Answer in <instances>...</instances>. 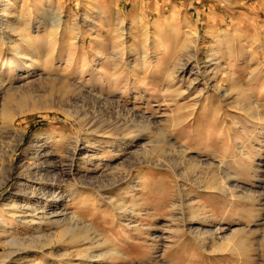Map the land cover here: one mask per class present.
<instances>
[{"label":"rangeland","instance_id":"rangeland-1","mask_svg":"<svg viewBox=\"0 0 264 264\" xmlns=\"http://www.w3.org/2000/svg\"><path fill=\"white\" fill-rule=\"evenodd\" d=\"M0 31L21 50H28L21 38L30 36L38 51L53 52L38 73L61 76L74 89L71 104L54 98L56 109L19 118L14 130L0 117V167L9 178L0 174V211L13 201L21 208L37 202L21 192L23 183L37 186L35 179L44 193L64 186L65 196L57 207L64 217L39 229L4 214L12 226L4 240L0 234V264H29L35 256L40 264H264V0H0ZM58 108L103 120L108 138L148 135L159 152L155 164L130 173L135 183L144 179L141 189L120 186L127 196L117 194L114 179L135 159L116 157L119 149L111 154L107 144L94 150L96 162L110 166L103 183L90 166L85 173L94 179L83 187L50 164L35 168L41 162L25 155L33 136L54 137L45 151L55 154L53 165L71 153L67 145L95 138V128L81 131ZM106 136L97 138L107 143ZM172 146L185 154L163 160ZM79 187L83 198L73 193ZM117 204L134 214L131 227L102 219ZM65 215L73 219L66 228ZM80 218L96 230L78 228ZM30 240L43 250L27 255ZM11 241L21 245L2 247Z\"/></svg>","mask_w":264,"mask_h":264},{"label":"bare ground","instance_id":"bare-ground-1","mask_svg":"<svg viewBox=\"0 0 264 264\" xmlns=\"http://www.w3.org/2000/svg\"><path fill=\"white\" fill-rule=\"evenodd\" d=\"M40 1H43V0H40ZM185 35H184V37H185L184 42L186 43V42H189L191 36H189L188 34L186 36ZM7 39H9V38H6L5 35L3 33H1V35H0V45H1L0 46V58L1 59L0 60H1V62L3 61V63H2L3 65L0 64V88L1 87H5V88L7 87V91L4 90V91H6L5 96H4L5 99H3L5 101V103L3 102L4 104L2 105L3 108H2V111L0 112V117L4 118V121L5 120L8 121V125H9L8 127H10L11 130H14L15 129V123L19 118L25 117L29 114L43 113V112H47L49 110L56 109L57 104L54 102V98H56V99L58 98V100L61 104H66V103L71 104V101L73 99L72 97L74 96L73 95L74 89H72L73 85H71L69 83V81L61 78V76L55 77L54 75L53 76L50 75L49 78L46 79V78H43L42 74L38 73L39 72V71H37V70H39L38 67L43 66L44 63H48L55 58L52 57L53 52L49 53L47 49H45L44 51L42 50V52L38 51L39 47L37 48V46L39 44H38V41L36 39H33L30 36H24L23 38H21V41L23 42V40H24L25 45L28 48L27 51L21 50L19 45L14 44L10 40L6 41ZM19 65H22V66L20 67ZM36 66H38V67H36ZM30 78H35L36 80L31 81V82L30 81L25 82V84L21 83L24 80L27 81L26 79H30ZM58 110L62 111V113H64L65 116H67L71 119L73 118L75 121H77V123H78L77 125H79L81 131H84V129H87V128L88 129L95 128V130L92 131V134H95L94 135L95 138H93L92 140H87V139H83V138L78 139L77 138L78 140L76 141L75 145H67L65 147V148H67V147L70 148L69 151L71 150V153H67L64 157H61V158L59 157V159H61V161L59 163H54V165H53L51 159L55 158V154H53V152H51V151L50 152H45V151H46V149H48V144L57 143V142L55 141L54 137H52L51 135H46V134L35 135L32 137L28 146L25 149V155L29 161H33L34 164H36L37 162H41L39 164H36L35 168L38 166L44 167V165L48 166L50 164V165H52V167H51L52 170H54V171L57 170L59 172V176L61 178L65 177V176L73 177L74 178L73 180L76 181L77 183L79 181L80 183H78V185L83 187L84 184H86V181H88L89 179H94V178L88 177V175H86V173H88V171H86V170H88V167L90 166V168H92L93 173H95V174L100 173L101 174L100 175V177L102 178L101 182L103 183L104 182L103 177H105L103 175L104 174L103 172H104L105 168L109 170L110 166H106L102 162H100V163L96 162V159H98L99 157L97 158L95 151L97 150L96 149L97 147L99 148V147L107 144L109 146L111 154L113 153V150H115L116 148L119 149V151H117V152L114 151L118 155L116 157L121 158V157H127L128 155H131L135 159V164H130V168L128 170H124V171L119 170V172H121L119 174V177L114 179V186L117 185L119 188L118 189L119 193H117V194H120V193L122 194L125 192L124 191L125 189L123 187L121 188L120 186H128L131 189H135V191L137 189H141L140 188L141 185L143 186L145 184L144 179H142V177H141L140 179H138L139 181L135 183V181L133 179H131L130 173H131L133 167H135V166H141L143 164H148V165L149 164H155L153 161L154 158H151V157H154L155 155H157V152H159L158 151L159 149L157 148L158 146L154 147L151 143L146 142L147 141L146 138L148 135H142L141 133H143V132L141 131V133H139V134L124 135L125 137H123L121 139H116V138L111 136L112 134H110V135L108 134L109 136H111L110 137L111 139H110V138H108V136H106L105 128L103 126L104 123L102 122L103 120L101 121L100 119H97V118H90V117L88 118L85 116V113L83 115V119H81L80 117L82 116V113H83L82 110H74L73 112H70V111H67V110H64L61 108H58ZM122 126H124V125H122ZM120 127H121V125H120ZM125 127L127 128L129 126H127V124H126ZM13 132L20 135L21 141L24 140L23 134L19 133L18 131H13ZM98 135L101 137L106 136L109 139L108 142L104 143L103 141H99L97 138ZM58 141H60V140H58ZM172 147L173 148H171V147L168 148L169 151L168 150L165 151V155H164L163 160H165V159L170 160L173 157H177V155L183 156L185 154V152H183V151L182 152L178 151V149L175 148L174 146H172ZM132 148L136 149V150H134V152H131ZM102 149H103V147H102ZM81 150L91 152V153L93 152L94 154L93 153H92L93 155L92 154L91 155L86 154V155H84L85 156L84 157L83 155L80 154ZM16 152H17V149L13 150V152L8 156V159H6V160L11 161L13 158V155ZM80 156H83V157L80 158ZM106 157L107 156L103 157L102 160H106ZM4 160H5V158H4ZM3 163L5 164L6 162L4 161ZM0 166H1V164H0ZM124 167H125V165H124ZM44 168H43V170H42V168L38 169V170H41L40 173L37 172L38 177L43 175L42 173H45ZM32 169H34V168L32 167ZM24 170L26 171L27 169H24ZM49 172L47 171V173H49ZM0 174H1V177L7 178L6 173L4 172L3 168H1V167H0ZM25 178H28V176L26 175ZM98 179H99V177H98ZM7 180H9V178H7ZM37 180L38 179H35V182L38 183L37 186L36 185H34V186L29 185L28 186V185H25L24 183L21 184V186L24 185V189L21 191L23 196L24 197L30 196V198H35L36 199L35 201H37V202H35L33 204H28L25 207L21 208L18 203L13 201L11 203L4 205L5 211L3 210V213H2V211H0V234H2V236L4 235V237H2L3 240H4V238H6L7 234L11 233L10 227L12 226V223L10 224V220H8L7 217H4V214H5V216H9L10 217L9 219H11V220H13V219L16 220V218H19V221H18L19 226L23 225L25 227L26 226L31 227V225H32L33 228L36 227L38 229L40 227L39 226L40 223H42L43 220L48 219V218L51 219L52 217H54L56 215L58 217L64 215L62 213H57V211H58L57 207L60 208L61 200L64 199V197H65L64 195L62 196V194H61L62 193L61 191H64L61 188H63L64 186L57 187L56 191H53L56 187L53 188L52 193H46V192L44 193V191H43L44 189L42 190L41 187L43 188L46 185L44 184V182L37 181ZM110 185H112V184H110ZM21 186H19V187H21ZM81 187H79L77 189L78 191H76V190L73 191V193L76 194L77 196H80L81 198H83V196L86 192H83V190H85V189L82 190ZM73 189H74V187H73ZM126 192H129V191L126 190ZM132 192H130V193L132 194ZM50 194H53V195L50 196ZM124 194L126 195V193H124ZM99 196H100V194H99ZM104 196L105 195L103 194V197ZM109 196L110 195H108L107 197H109ZM100 197H99V201H101V200L103 201L104 198H100ZM48 198H51L52 202L48 201L49 200ZM117 198H116V200H117ZM120 199H118V200H120ZM39 201H41V203ZM48 202L51 204L50 206H53V209H48V206H47ZM112 202H114V201H112ZM114 203H112V205H114ZM39 204H42V206L40 207ZM43 204H44V206H43ZM115 205H116V203H115ZM117 206H118L117 209L111 214H110V212H108L107 214H106V212H103L101 214L102 219L105 221L109 217L111 218V216H114L113 218L119 219V222L122 221L124 223H127L128 228L131 227L132 224H130V223H133L131 221V218L134 217V214H132L130 211L128 212L126 209H124V205L117 204ZM37 207H40V209H37ZM78 207L80 208L82 206H78ZM87 217H89V219L91 218L90 215H88V214H87L86 218ZM74 218L77 220L76 216ZM85 219H84V221H82L80 218V220L82 222H80V223L77 222L78 228H81L82 230H86V231H91V230L95 231L96 230L95 228L97 226H94L95 228H93L91 223H89V222L85 223ZM71 220H73V219H71V218L67 217V215H65V219L64 220L62 219V221H63L62 223H67V224H64L65 228L67 226H69L68 222ZM96 220H97V218H96ZM14 225H16V223ZM62 227H63V225H62ZM22 230H25V229H22ZM81 234H84V233H81ZM53 235H54V237H56L55 234H53ZM93 235H94V238L93 237H92L93 239L90 238L91 241H94L97 238L95 236L96 234H93ZM57 236H59V235H57ZM80 238H82V237H80ZM47 241H48V239H47ZM18 242H16V241L12 242L11 241V242H7V243H5V242H1V243H2V247L4 249L10 248V250H11L13 247H15V246L17 247L18 245H21ZM25 242H26V240H25ZM27 243H28V241H27ZM30 243H34V245L32 246ZM52 243L56 244L54 242H52ZM58 243H61V242H59V240H58ZM40 244H41L40 240H38V241L30 240L29 244L24 247V248H26L25 253L27 255H32V254H34V252H37V249L43 250V248H42L43 246L42 245L40 246ZM48 245H50V244H48ZM13 249H15V248H13ZM10 253L13 255H15V254L17 255L16 252L10 251ZM6 255H8V254H6ZM4 257H1V258L3 259ZM7 257H10V256H7ZM37 258L38 257L35 256L34 261H32L31 263H29V262L28 263L29 264H40V263H37V262H39ZM10 259H12V257Z\"/></svg>","mask_w":264,"mask_h":264}]
</instances>
